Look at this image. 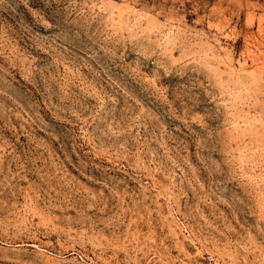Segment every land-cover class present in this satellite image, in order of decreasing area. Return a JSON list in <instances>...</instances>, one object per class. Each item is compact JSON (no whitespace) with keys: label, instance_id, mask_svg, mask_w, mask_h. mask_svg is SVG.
Returning <instances> with one entry per match:
<instances>
[{"label":"rangeland","instance_id":"374dc122","mask_svg":"<svg viewBox=\"0 0 264 264\" xmlns=\"http://www.w3.org/2000/svg\"><path fill=\"white\" fill-rule=\"evenodd\" d=\"M0 264H264V0H0Z\"/></svg>","mask_w":264,"mask_h":264}]
</instances>
